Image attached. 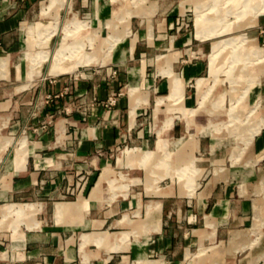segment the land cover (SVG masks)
I'll return each instance as SVG.
<instances>
[{
  "label": "crops",
  "instance_id": "crops-1",
  "mask_svg": "<svg viewBox=\"0 0 264 264\" xmlns=\"http://www.w3.org/2000/svg\"><path fill=\"white\" fill-rule=\"evenodd\" d=\"M37 1L0 0V62L7 59L0 75V130H5L0 136V264H135L138 259L191 264L194 256L196 264H264V126L253 137L238 135L232 130L241 124L237 111L229 113L234 107L243 119L258 105L247 122L254 123L264 115V62L247 59L244 53L240 62L234 61L228 49L217 60L214 75L210 53L219 41L205 45V39L197 38L196 33L184 34L170 40L166 53L157 54L158 39L165 41L173 18L156 24L159 37H155L149 19H144L147 23L142 20V28L134 31L126 23L128 17L119 24L112 21L115 16L110 1L80 0V8L89 7L98 19L79 29L85 31L81 36L77 37L78 31L72 34L70 43L86 42L91 35H101L102 43L110 34L118 38V33H127L103 63L80 64L72 72L48 75L50 62L46 61L40 66L42 76L22 87L30 67L24 26L44 23L28 20L35 15ZM44 2L40 14L49 4ZM68 2L70 9L56 4L51 11L72 12L75 2ZM70 19L59 25L50 42L60 34L58 44L61 42ZM73 26L70 23L68 28ZM252 34L251 39L244 35L248 38L245 51L259 49L264 55V15L258 17ZM34 45L38 50L36 42ZM101 50L103 53L97 55L103 57L105 51ZM188 54L196 56L191 59ZM231 56L235 67L229 78L245 81V85L241 93L230 96L228 119L223 123L234 125L230 137L242 140L243 146L226 148L222 157L213 161L211 170L197 167L194 182L198 186L191 196L186 180L180 181L177 189L181 190L175 194L159 191L153 183L149 185L153 195L148 199L141 192L128 195L125 190L129 186L122 187L125 177L110 156L125 142L143 137L138 125L147 108L156 119L161 117L159 122L155 120V150L166 149L168 137H173L170 143L181 145L178 154L184 168L187 165L181 159L194 157V150L201 148V138L208 139L209 154L220 152L226 137L212 132L222 123L215 118L224 107L225 95L220 93L211 101L208 98L215 93L218 74ZM73 62L66 59L63 65ZM94 64L98 68L87 71L84 77L72 75L80 67ZM254 64L258 67L253 71L250 66ZM240 68L242 74L233 76ZM243 73L257 77H244ZM253 80L245 92L248 81ZM37 97L44 98V105L30 120L28 133L24 130L25 135L14 137V110L30 106ZM85 103L88 106L83 111L80 108ZM206 107L208 114L201 122L200 110ZM191 110L195 112L188 115ZM179 124L180 135L176 137ZM192 124L198 131L196 143L195 134L189 132ZM147 152L157 151L147 150L143 157ZM79 170L99 174L87 196L78 194L69 200L68 189ZM171 202L179 206L169 209ZM21 205L28 210L24 207L27 213L19 216ZM193 247L196 252L187 260Z\"/></svg>",
  "mask_w": 264,
  "mask_h": 264
},
{
  "label": "rangeland",
  "instance_id": "rangeland-1",
  "mask_svg": "<svg viewBox=\"0 0 264 264\" xmlns=\"http://www.w3.org/2000/svg\"><path fill=\"white\" fill-rule=\"evenodd\" d=\"M45 0H38L35 8V15L30 16L28 20L30 21H43L44 23L37 22L34 24H29L24 26L25 33L27 34L25 48L27 46L26 55L30 60V67L26 75L27 83L22 87H27L33 83V81L38 78V76H42L40 71V66L43 62H50V67L47 72L48 75H52V71L60 70L62 73L72 72L76 70L78 65L82 64H90V63H103L106 56L109 55V52L114 47L116 42L121 39L127 32L118 33L121 37H115V34H110L108 37H104L101 43V35L96 37V35L87 36L86 42L77 40L75 42H69L68 38L78 31L81 28H86L89 26V21L98 19L95 17V13L89 11V7L80 8V0H74L73 10L72 12H67L66 10H55L52 12L51 9L55 7L56 4H59L60 7L66 6L70 9V3L68 0H48L49 4L43 7L40 14L39 10L42 5L45 4ZM112 3L113 7V17L115 23L119 24L120 21H125L127 18V24L134 30L137 31L142 28L140 22L143 20V23H147L144 19H149V22L153 23L154 35L155 37H159L158 29L156 24L160 21H163L166 18H173V25L168 26L166 29V37L164 40L158 39L159 46L154 50L155 53H166L167 48H169V43L171 39L178 40L184 34L192 36L196 33V37L199 39H205L204 44L208 45L210 42H216L212 45V50L210 53V62H211V72L215 75L217 72V60L220 56L227 51L228 49L232 50L234 61H238L242 53L245 54L244 57L251 58L254 62H264V55L262 51L259 49H252L251 51H245V45L248 43V38L251 39L254 34V25L257 23V19L260 15H264V0H107ZM42 5L40 6V4ZM152 14H150V12ZM135 15V17H132ZM148 16L145 18L143 16ZM71 18L66 26L64 27V35L61 42L58 44L59 38L61 34L56 36L51 40V37L58 31L59 25L65 24L66 20ZM51 21V22H49ZM49 22V23H47ZM73 24L74 26L70 29L68 28L69 24ZM124 23V22H123ZM94 30V29H93ZM85 31H78L77 37L84 34ZM36 35V36H35ZM106 36V34H104ZM248 37V38H246ZM97 38V41H96ZM83 39V38H82ZM226 39V40H225ZM223 40V41H222ZM39 47L35 48L34 43ZM50 42V43H49ZM58 45V46H57ZM91 49H85L86 46ZM57 47V48H56ZM37 50L35 53L32 52ZM56 48V49H55ZM101 48L105 51V56L100 57L98 55L102 54ZM55 49V50H54ZM82 51V52H81ZM89 53H87V52ZM92 51V52H90ZM194 51V48H192ZM69 52V53H67ZM67 53V54H66ZM98 53V55H97ZM228 53V52H226ZM195 54L190 55L188 57L194 59ZM230 56V55H229ZM187 57V56H186ZM228 57V56H227ZM254 58V59H252ZM66 59L74 60V62L69 65H63V62ZM232 56L229 60L226 59L224 62V69L220 70L218 74V83L216 85V91L212 94L208 101L215 99L220 93L225 95L224 97V107L220 110V113L216 116L217 121H222L216 125V128H213V134L217 136H225L226 140L223 141V146L220 152L217 155L209 154V150L206 145L208 142L207 138H201V148L194 150V157L190 155L188 159H181L187 167H183L179 161V148L180 144H171L175 139L173 137H168L169 144L166 149L155 150V132H156V122H159L160 116L156 119L152 116V113L149 108L143 115L141 116L140 124L138 125V130L143 132V137L141 139H135L132 141H127L124 143V146L112 156L110 159L113 160L112 164L116 163V169L122 171V174L127 179L128 177L136 178L135 179H123L124 182L122 184L123 188H128L125 190L128 195L135 194L137 192H141L142 195L145 194L149 198V196L153 195L151 188H149L150 184L157 186L159 191H172V194H175L177 190H181L179 187L180 181H187V191L188 195H193L197 190L198 183L194 182L196 176H198L197 167L205 168L211 170L213 167V161L216 158H221L222 153L226 151V148H234L237 145L243 146L242 140L230 137V129L234 126L232 123L229 125L227 123H223L228 119L226 114V109L229 107L230 96H236L242 92V89L245 85V81L232 82L230 80L229 73L235 67L233 66ZM221 61H218L220 64ZM232 64H230V63ZM7 59L2 58L0 62V75L3 73L6 68ZM229 66H226V65ZM235 64V62H234ZM239 63L238 65H240ZM238 65L236 67H238ZM47 66V65H46ZM258 67L257 64L250 66L253 71ZM98 68L97 64L90 66H82L78 71L73 73L72 75H76L79 77H84L85 73L90 70L95 71ZM233 71V70H232ZM242 74V68L239 69L235 74L232 75H240ZM243 76L249 78H256L254 74L243 73ZM232 80H234L232 78ZM254 83V80L248 81L249 87L246 88L245 92H248L251 84ZM208 93H206V96ZM204 100V98L202 99ZM44 105V98L37 97L35 101L28 107H17L14 110V116L12 121V130L14 133V137H19L23 134V132L29 131V128L26 127L31 126L30 120L40 111L41 107ZM88 104H81V108L83 111L87 110ZM258 105L255 106L253 113L248 112L243 119H240V112L234 107L231 109V112H236V117L238 118V122H240V127L236 126V128L232 129L236 134L253 137L256 133L259 132L260 128L264 126V115L259 116L254 119V123L248 121L250 116L254 115L256 112ZM209 108V107H208ZM208 109L203 108L200 110L199 120L201 122L204 118L207 117ZM264 111V109L262 110ZM195 110L189 111L187 114L192 115ZM259 112H261L259 110ZM234 115V116H235ZM233 116V115H232ZM201 118V119H200ZM253 118V117H251ZM231 120H235L232 118ZM259 121V122H257ZM171 122V121H169ZM190 122V120L188 121ZM29 124V125H28ZM182 124L178 125V134L175 135L179 137L180 128ZM25 130V131H24ZM5 130H0V136L4 134ZM190 133H194V143L198 142V131L196 124H192L189 129ZM171 142V143H170ZM157 148H163L161 146ZM128 149V150H127ZM133 149V150H131ZM147 150L157 151L155 154L153 152H147L143 157L144 153ZM21 151V150H20ZM127 152H130V155H127ZM221 153V155H219ZM151 155H153L151 157ZM143 157V159H142ZM142 159L141 165L140 160ZM189 163V166L188 164ZM17 164V163H16ZM191 165L194 167L191 169ZM165 171H168L167 173ZM211 172H209L210 174ZM99 171L96 173L79 170L74 177V184L71 188L68 189L67 199L75 198V196L82 195L87 196L88 191L90 190V186H92L93 182L96 181L98 177ZM167 174V175H166ZM164 177H162V176ZM166 175V176H165ZM162 177V178H161ZM181 177V180H180ZM156 179V180H155ZM138 181V183H133ZM112 184L113 182L110 181ZM132 183V184H130ZM182 183V182H181ZM196 189V190H195ZM130 191V193H129ZM154 193H158L156 189L153 190ZM184 195V194H182ZM179 206L177 203H168L167 207L169 209ZM21 211H19V216L25 215L26 208L25 206H19ZM26 210L23 211V208ZM167 210V208H166ZM30 212H34L29 210ZM183 232H186L183 230ZM196 248H191V251L187 257V260L191 258L192 255L195 254ZM209 253H205L207 256ZM154 258H150L152 260ZM202 259V257H201ZM196 257L192 258L191 264H196ZM135 264H155L145 259H138ZM159 264V262L157 263Z\"/></svg>",
  "mask_w": 264,
  "mask_h": 264
},
{
  "label": "bare ground",
  "instance_id": "bare-ground-1",
  "mask_svg": "<svg viewBox=\"0 0 264 264\" xmlns=\"http://www.w3.org/2000/svg\"><path fill=\"white\" fill-rule=\"evenodd\" d=\"M42 10H43V7H42ZM60 73H62L60 70H53L52 71V75H57V74H60Z\"/></svg>",
  "mask_w": 264,
  "mask_h": 264
}]
</instances>
